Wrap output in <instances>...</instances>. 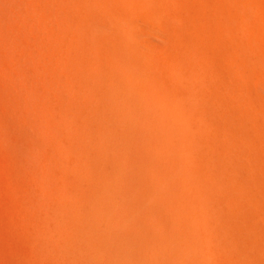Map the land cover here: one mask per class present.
<instances>
[{
    "label": "bare ground",
    "instance_id": "6f19581e",
    "mask_svg": "<svg viewBox=\"0 0 264 264\" xmlns=\"http://www.w3.org/2000/svg\"><path fill=\"white\" fill-rule=\"evenodd\" d=\"M34 3L52 94L24 103L64 126V154L61 205L38 209L50 237L30 242L60 264H264V0ZM220 62L236 80H211Z\"/></svg>",
    "mask_w": 264,
    "mask_h": 264
},
{
    "label": "rangeland",
    "instance_id": "374dc122",
    "mask_svg": "<svg viewBox=\"0 0 264 264\" xmlns=\"http://www.w3.org/2000/svg\"><path fill=\"white\" fill-rule=\"evenodd\" d=\"M15 1L14 0H0V70H1L0 71V177H1L0 178V264H56V263L60 264L61 258H58L60 256H57L56 258H54L55 255H59V254H57L58 251L57 250L54 251V250L50 249V248L56 249L57 247H54V245L52 247L50 245H49L50 247L47 246L51 251L50 254H48V258H47V255H46L48 253L47 248H45L46 249L45 250L46 254H45L44 253L45 251H42L44 249L43 247H41V248H43L41 250L40 246L36 245V246H38V248H37L35 246V244L33 245L30 242L31 239H33L39 235H40V237H37V240L40 239L42 237L41 235H44V234H46L47 237H50V236H48L49 234H47L46 232L43 233L42 231L37 230V228L40 229V227L38 225H40L41 223L48 224L50 222V220H52V219L49 220V218H47L46 214L44 215L43 213H41L43 211V209H41V208L42 207L44 208L48 203H51L52 205H54V207L57 205L59 206V203L61 205L60 200H57L61 197L60 193H59L60 192V183H59L60 181L58 182V178L60 180V177H59L60 174L59 173L61 172V170L58 171L57 169L62 167L63 165L60 163V159H56V160H58L56 162H54V160H55V158H58L60 155L63 156V154H64L62 151L60 152V148H59L60 145H58L59 143L56 142L58 140L57 135H58V133H59V135H60V133L62 135L63 132H60V131H62V129H64L63 128L64 126L62 128H61V126L60 127L59 126H45L43 116L40 114L41 108H39V110L36 111L37 114L35 111L32 112L33 109L32 110L30 109L31 113L28 111L29 108L33 107L34 105H36V106L39 105V107H41L40 103L43 102L42 100H45L43 98L45 96H47L48 98L50 97L49 95L51 92H49L48 89L51 90V88L47 89L46 88L47 86L45 84H43L42 82L43 81L45 82V80H46V83H47L49 81V79H48L49 77H47L46 79H44V78L46 75H48L50 73L49 70L52 68L50 57L48 56V54H46V52L48 53V51H50L51 46H50V44L49 45L45 44V46H42V44L48 42V39L47 40L45 39L47 37V35H45L46 31H45V28H43L44 23H43V21H41L42 18L41 19L39 18L36 20V18H37L36 16H38L39 13L37 14V11L35 10L37 4H35L34 2L40 3L41 0L40 1L29 0L30 6H31V3L32 4L34 3L36 5L35 6L33 4V6L31 8H30V6H27L29 4L28 0L27 1L26 0H17L18 1V2L16 1L17 3ZM25 2H27L28 4L26 3L27 4L26 5ZM18 3H20L21 6H20V4L18 5ZM22 4H23V6H22ZM11 6H14V7L11 8ZM19 6H20V8H19ZM2 7H4V8H2ZM27 7H29L30 10L34 9L35 11H33V10L32 11L34 13L36 12L35 13L36 15L32 14L33 12L29 11V8H27ZM26 8L29 11L28 13H26L27 12ZM11 9L13 10V13H12ZM14 9L16 10V12ZM21 10H24V11L22 12ZM29 13H31V14H29ZM26 15L29 17V19H31L35 22L33 24V26H32L33 21L31 24H29L31 22V20H30V22L25 21V19H27V18H25ZM12 17H13V19H12ZM39 17H40V15H39ZM39 20L42 22L43 26L40 28H39L40 25L37 26L38 31H36V30L35 31H36V33L39 31H41V33L44 31L45 32H44V36H43V33L42 34L38 33L39 37H37L36 40H39L40 36H43L40 38L41 40L38 43H39V45L41 44L40 46H42L44 49L41 50L42 47H40L38 45V47H40V48H37V49H39L41 51L35 50L33 53L31 51L36 49L37 46H36V44L34 45V41L32 42L31 40H35V39H33V38H35L33 36L35 34V32H33V31H34L35 26L37 24H39V22H38ZM23 22L26 23V25H28V26L30 25V27H33V28L30 29L28 26L26 28V25ZM41 22H40V24H41ZM28 28H29V30H33V31H31L32 34L30 33L31 36H30V34H28V32H29ZM14 29H16V31ZM11 30H12V33H11ZM42 30H44V31H42ZM16 32H17V35H16ZM196 36H197V38H196ZM199 36H201V35L197 34V33L196 34L193 33V37H195V40H197L196 42H198L202 45H205L206 43L203 42L204 40L201 39V37H199ZM42 39H43L44 43H42L43 42ZM29 40L31 41V43ZM36 40H35V43H36ZM27 41L29 43V47H30V44L32 45V43H33L34 47L33 48L30 47V49L28 50V45L26 44ZM14 44H15V46H14ZM48 46H50V47H48ZM14 47H15V49H14ZM16 48H17V50H16ZM25 49H26V51H25ZM22 50H23V52H22ZM37 52H38V54H35ZM13 54H14V56H13ZM33 54H34V56L32 57L31 55H33ZM15 55H17V56H15ZM45 56H47V57H45ZM43 57H45V58L43 59ZM28 58H29V60H27ZM40 59H42V60H40ZM31 60H33V61H31ZM38 60H39V62L42 61V64L44 63L43 61H45L44 65H42L39 62L37 63ZM30 61H31V64L33 63L34 65L33 64L31 65L29 63ZM47 61H48V63H46ZM26 62L30 65H28ZM228 62H230V61H228ZM228 62H225V63L220 62V65L217 68L218 70L216 69L218 72L216 71L215 75L210 76L212 81L221 83L222 80H225V81L236 80L235 68H234L232 63L228 64ZM221 64H223V66ZM44 66L49 68V70L47 69L48 74H46L47 70L45 71L46 68ZM225 66H227V71L224 70ZM16 68H17V70H16ZM39 69L44 70V71H42V72H44L43 76L41 74V77H40V79H41L40 81L43 80L42 82H39V79H38V77L40 76V73H38ZM13 72H15V73H13ZM51 72H52V70H51ZM7 73H8V75H7ZM20 73L23 74V76ZM25 74H26V76H24ZM44 74H45V76H44ZM27 75L31 76L33 79L29 78V76L27 77ZM7 76H8V78H7ZM25 79L26 80L28 79V84H29V86L25 85L26 88L30 87V84L33 85V87L31 86L32 88L30 87L29 90H27L25 87H23L24 84L26 83ZM30 79H32V81ZM34 81H35V83H34ZM38 84L42 85L41 90H39V88L41 86ZM7 85H9V86H7ZM35 86H38V88L36 87V91H33L35 94H33L34 96H32V97L36 96L37 99L39 97L40 102H36V101H38L37 99L34 100L36 97L35 98L31 97L32 92L30 93V90L31 89L33 90ZM25 89H26V91H25ZM45 90L47 91V93ZM25 93H27L28 95L27 94L25 95ZM36 93L40 96H37ZM44 93H45V95L43 97ZM28 96H30L29 100L32 98L33 100L32 99L31 100L33 102L35 101L38 104L33 103L34 104L33 106H32V104L29 106V103L26 101L28 103L26 105V102L24 103V99H26V98L28 99ZM24 97H26V98H24ZM19 99H21V101ZM32 101L30 103H32ZM46 101H47V99L45 100V102ZM42 104L44 105V103H42ZM27 106H29V107H27ZM36 109H37V107H36ZM38 112H39V115H38ZM34 117H35V119H34ZM38 118H40V119L38 120ZM33 120H38V124H37V122H35ZM34 122L36 123V125ZM52 131H53V133H52ZM57 131H58V133H57ZM54 132H55L57 138L55 136H52V135H55ZM61 137L62 136H60L59 139ZM55 139H57V140H55ZM55 142H56V144H55ZM49 143H51V144L48 145ZM46 158H48V159H46ZM45 162H47L48 164ZM60 169H62V168H60ZM12 171H13V174H12ZM46 177H48L47 179L49 181H47V179L45 180ZM52 177H55V179H54L55 182H53L55 184L51 183V181L53 180ZM35 179H37V180H35ZM34 181H36V182H34ZM46 183H51L52 186H51V184L47 185ZM39 188L42 190L41 192H40V190H38ZM35 189H36V191H34ZM38 191L40 192V195H37ZM49 191H52L53 193L55 192L54 194H52L53 196L50 195L52 192L50 193ZM39 192H38V194H39ZM48 192H49V194H48ZM34 194H36V195H34ZM45 194H48V195H45ZM55 194H57V195H55ZM54 195L57 197H58V195L60 196L58 198L57 197L55 198L57 201H59L58 204L55 203L56 200L53 201L54 197H55ZM38 196H40V197H38ZM51 196L53 199H51ZM26 197L27 198L29 197L28 200H26L27 199ZM30 197L32 198V201H30L31 200ZM36 197L38 198V200ZM46 197H50V200L53 202H51L50 200H48L49 202H47V200H45ZM35 199H36L37 203L33 202V200L35 201ZM40 199L43 201H41ZM60 199H62V197ZM44 200L47 203V204L44 203L45 206L42 204L44 202ZM26 201H28V202L30 201L29 204ZM31 203H35L34 204L35 207L34 206L31 207V205H32ZM27 206L32 208L31 209L32 212H31L30 208H28ZM47 206L45 207V209L47 208ZM14 207H17V208H14ZM38 209H40L42 211H39ZM38 213L40 214L41 217H43V218L45 217L44 219L40 218L39 222L37 221L38 220L37 217H40V216H38ZM44 213H46V211H44ZM18 214H19V216H18ZM42 214H43V216H42ZM31 217L32 218L36 217L37 220L34 221V219H36V218L30 219ZM18 218H19V220H18ZM22 218L25 220H23ZM26 223H27V225H26ZM33 226H35V227H33ZM30 232L32 235L30 234ZM38 241H40V240H38ZM56 251H57V253H56ZM52 252H55V254ZM51 253L54 255L53 258H52ZM49 257H51V258H49ZM53 259H55V260H53ZM51 260H53V261H51ZM56 260H57V262L54 263ZM58 260L60 262H58Z\"/></svg>",
    "mask_w": 264,
    "mask_h": 264
}]
</instances>
